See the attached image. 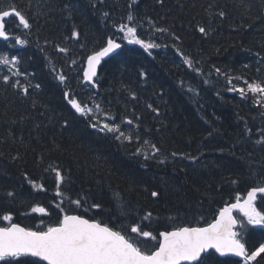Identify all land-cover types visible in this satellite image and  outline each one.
Instances as JSON below:
<instances>
[{
    "label": "trees",
    "instance_id": "1",
    "mask_svg": "<svg viewBox=\"0 0 264 264\" xmlns=\"http://www.w3.org/2000/svg\"><path fill=\"white\" fill-rule=\"evenodd\" d=\"M13 6L30 27L10 17L13 38L0 40V55L17 58L0 64V226L45 231L77 214L150 252L161 231L207 224L264 185V102L239 91L242 81L264 84V0H0V10ZM120 24L157 47L129 43ZM109 37L122 47L86 85L87 59ZM65 92L93 111L76 112ZM108 121L123 127L101 131ZM133 224L157 239L130 233ZM240 237L255 250L264 228ZM242 263L203 255V264Z\"/></svg>",
    "mask_w": 264,
    "mask_h": 264
},
{
    "label": "snow or ice",
    "instance_id": "2",
    "mask_svg": "<svg viewBox=\"0 0 264 264\" xmlns=\"http://www.w3.org/2000/svg\"><path fill=\"white\" fill-rule=\"evenodd\" d=\"M10 16L18 18L19 25L24 28L30 27L28 19L14 6L10 11L0 10V38L4 40L10 38L5 24V18ZM127 19L134 22V17L131 14ZM119 29L124 32L123 39L129 43L140 44L145 50L157 47L155 44L140 39L137 35V28L134 26L120 24ZM200 31L204 32L205 29L200 28ZM76 35L78 33L73 32V36ZM15 39L17 44L26 43L18 36ZM120 47L121 44L109 37L106 46L88 57V67L84 72V78L91 81L92 77L96 75V67L101 59ZM61 51L65 50L61 49ZM16 63V57L9 59L7 55H0V64H11L15 68ZM185 63L191 66V61L187 58H185ZM8 79L9 77H4L5 81ZM59 79L63 81L65 77L61 75ZM247 89L260 96L257 103L264 102V84L249 83ZM239 91L241 95L245 94L244 88ZM64 95L76 112L88 115L93 111L71 97L69 92H65ZM97 108H99L98 105ZM96 126L93 125V127ZM100 130L111 133L120 131L119 126L108 123H104ZM123 135L120 133L116 138L120 139ZM125 138L131 140V136ZM152 147L155 148V145ZM156 151L159 150L156 149ZM54 171L57 181H61L63 177L59 169H54ZM37 187L42 188L43 185H37ZM258 193H264V187L252 188L248 191L243 202L237 196L236 202L226 204L221 208L218 216L206 227L185 226L177 227L172 231L160 232L158 247L150 252L142 249L137 239L131 235L122 234L107 224L89 220L83 216L66 214L55 226H49L45 231H34L11 223L7 227H0V261H3L4 264H20L17 258L36 257L38 259L32 264H40L41 261L47 262V264H184V262L203 264L201 254L207 253L209 249H215V252L221 256L232 254L242 257L244 264H250V262H255L258 257L264 258V243L252 251L246 248L240 233L235 230L238 224L243 226L244 221L237 220L233 216V210L238 209L246 218L248 225L264 226V212L259 211L255 205ZM157 195L156 192L152 193V196ZM75 203L79 205L80 201L77 200ZM93 207L100 206L93 205ZM33 211L43 213L45 209L37 207ZM150 215L149 213V217ZM3 220L11 221V214H5ZM130 233H135L138 237L157 239L151 232L142 231L141 226L136 224L130 226Z\"/></svg>",
    "mask_w": 264,
    "mask_h": 264
},
{
    "label": "water",
    "instance_id": "3",
    "mask_svg": "<svg viewBox=\"0 0 264 264\" xmlns=\"http://www.w3.org/2000/svg\"><path fill=\"white\" fill-rule=\"evenodd\" d=\"M11 9H9V11H10ZM11 17V16H10ZM10 17H7V18H5V21L7 20V19H9ZM5 24H6V22H5ZM7 30V29H6ZM10 34V33H9ZM13 36H12V34H10V38L8 39V40H4L3 38H0V40H4V41H9L11 38H12ZM117 42V41H116ZM117 43H119V42H117ZM119 44H121V43H119ZM121 48V47H120ZM119 48V49H120ZM119 49H116L113 53H110L108 56H106V57H103L102 59H101V61H100V63L97 65V67H96V75L94 76V77H92V80L91 81H89V80H86L85 78H84V81H85V83H87V84H90V85H95V79L97 78V76H98V71H99V67L101 66V64H102V62L104 61V60H106V59H108L109 57H111L113 54H115ZM87 67H88V59H87V63H86V67H85V70H84V72L87 70ZM246 199V198H245ZM241 202H243V201H241ZM235 203V202H234ZM235 210H238V209H234L233 210V216L235 217V215H234V211ZM239 211V210H238ZM67 215H77V214H67ZM78 216H80V215H78ZM218 216V215H217ZM84 217V216H83ZM84 218H86V219H89V218H87V217H84ZM236 218V217H235ZM63 219V218H62ZM89 220H91V219H89ZM97 221V220H96ZM99 222V221H98ZM16 224H19V223H16ZM21 227H25V226H23V225H21V224H19ZM9 226V225H8ZM207 225H204V226H191V227H206ZM238 226V225H237ZM236 226V227H237ZM0 227H7V226H0ZM183 227H185V226H183ZM189 227V226H188ZM25 228H27V227H25ZM114 230V229H113ZM172 230H174V229H172ZM172 230H169V231H172ZM235 230H236V228H235ZM34 231H36V230H34ZM116 231V230H115ZM161 232H164V231H161ZM211 250H213L214 252H215V249H209L208 250V252H210ZM207 252V253H208ZM205 253H202L201 255H202V257H203V255H204ZM219 256H221L219 253H217ZM227 256H235V255H232V254H228V255H225V256H221V257H227ZM235 257H237V256H235ZM34 258H36V257H34ZM237 258H239L240 260H243V258L242 257H237ZM38 259V258H37ZM44 262V261H43ZM46 264H47V262H45ZM184 264H195V262H184Z\"/></svg>",
    "mask_w": 264,
    "mask_h": 264
},
{
    "label": "rangeland",
    "instance_id": "4",
    "mask_svg": "<svg viewBox=\"0 0 264 264\" xmlns=\"http://www.w3.org/2000/svg\"><path fill=\"white\" fill-rule=\"evenodd\" d=\"M217 76H218V77H217ZM217 76H216V78L223 77V75H217ZM227 79H231V76H230V78H228V76H227ZM233 79H234V78H233ZM239 81H240V79H239ZM239 86H240L239 88H246V89H247V84H246L244 81L240 82V83H239ZM252 94H253V93H252ZM253 95H254L255 99H257V97L260 98V96H259L258 94H253ZM106 123L112 125L111 123H109V121L106 122ZM118 126H119V125H118ZM120 127H123V126L120 125ZM120 127H119V128H120ZM161 156L167 158V159L169 160V162H170V161H174V159H175V158H173V157L170 158V155L165 154L164 152H163V154H162ZM158 179H159V178H158ZM259 198H261L260 200H258V202H261V204L259 205V207H261V208L264 209V193H262V194L260 195ZM240 219L244 221V225H245V226L248 225V224H247V220H246L245 217H244V218H240Z\"/></svg>",
    "mask_w": 264,
    "mask_h": 264
},
{
    "label": "bare ground",
    "instance_id": "5",
    "mask_svg": "<svg viewBox=\"0 0 264 264\" xmlns=\"http://www.w3.org/2000/svg\"><path fill=\"white\" fill-rule=\"evenodd\" d=\"M262 30H264V29H262ZM233 67H234V66H233ZM233 67H232V68H233ZM234 70H236V69H234ZM86 85H87V84H86ZM251 189H252V188H251ZM253 263H254V262H253Z\"/></svg>",
    "mask_w": 264,
    "mask_h": 264
}]
</instances>
